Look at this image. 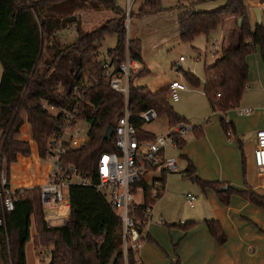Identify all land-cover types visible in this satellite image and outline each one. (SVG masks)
<instances>
[{
	"label": "trees",
	"instance_id": "16d2710c",
	"mask_svg": "<svg viewBox=\"0 0 264 264\" xmlns=\"http://www.w3.org/2000/svg\"><path fill=\"white\" fill-rule=\"evenodd\" d=\"M205 0H199L203 2ZM219 10L195 12L180 10L178 18L180 40L191 44L199 36H210L223 29L226 22L234 20L235 31L216 53L211 66H205L204 95L214 113L220 116V125L231 138L234 125L227 121V114L240 107L249 85L247 58L258 50L264 64V24L252 26L249 10L264 6V0H225ZM107 10L116 18L85 32L79 25L75 41L63 46L60 37L64 30L77 24L75 13L81 9ZM161 0H144L140 13L149 15L159 12ZM243 24L239 26V20ZM126 12L119 0H0V173L4 164L9 174L10 167L19 156L30 157V143L21 140L25 120L31 127L32 141L38 146L41 160L46 161L50 152V140L59 136L67 127L64 114L53 116L43 110V104L65 111L74 117V123L89 124L88 142L80 149L66 145L60 164L74 166L85 178L97 183V165L102 154L116 152L114 139L104 140L109 127L117 126L124 113V99L109 86L104 63L115 68L123 61L127 49L125 36ZM109 34H117L118 43L114 50L100 60L101 44ZM132 55L139 57L140 41L130 40ZM183 73L187 83L199 88L200 80L191 72ZM79 94H75V90ZM220 96V97H218ZM170 90L153 93L146 87H132L130 111L134 114L149 109L158 112L159 117L168 119L171 128L184 123L169 104ZM144 141L154 136L143 130V123L133 121ZM201 127H193L197 137H202ZM175 137L177 148L183 150L187 142ZM243 155V144L238 140ZM244 158V159H243ZM187 177L195 178L194 166L189 163ZM167 173L161 175L166 189ZM205 188L215 190L224 205L229 204L232 195H240L253 205L264 209V197L253 191H238L224 184L203 183ZM143 194V202H134V215L144 222V212L155 206L164 193L155 201L148 185L140 181L134 187V194ZM70 215L66 223L51 227L47 223L41 203V190H22L20 200L12 213L7 215V235L0 236V264H28L26 246L33 242L36 251L50 249V264H137V254L130 252L125 260L122 251V225L104 196L95 188L71 187L69 191ZM165 224V223H164ZM212 237L219 245L227 242L221 225L207 221ZM184 225V226H183ZM194 224H182L185 231ZM33 227L35 233L32 234ZM144 241L148 235L141 227ZM172 264H182L179 258Z\"/></svg>",
	"mask_w": 264,
	"mask_h": 264
},
{
	"label": "crops",
	"instance_id": "0c3cea01",
	"mask_svg": "<svg viewBox=\"0 0 264 264\" xmlns=\"http://www.w3.org/2000/svg\"><path fill=\"white\" fill-rule=\"evenodd\" d=\"M250 10V21L255 26L258 21L253 9ZM260 12L264 24V6L260 7ZM235 29L234 20L226 22L222 29L224 45H227L226 41ZM246 62L249 68L248 88L240 107L228 112L226 117L234 125L233 136L229 138L226 135L220 125L219 114L213 112L217 114L215 120L209 119L201 127L202 137L192 133L193 139L189 145L186 144L182 154L187 163L186 170L191 163L195 178L200 182L224 184V192L232 188L253 191L264 197V170L257 168L254 159L256 134L264 130V64L260 51L255 59L248 57ZM2 73L0 64V81ZM243 110H251L252 113L245 116ZM238 140L243 144L245 165ZM28 143L31 144L30 141ZM31 148L30 157L19 156L10 167V183L16 190L41 188L48 182L51 164L41 160L37 145ZM186 178H190L194 186L188 188L185 180L179 178L169 181L167 175L165 193L156 201L155 205L159 202V206L157 211L154 206V220L146 228L148 237L138 256L140 264H172L177 257L182 264H264V209L240 195H232L229 204L224 205L215 190L203 187L194 177ZM190 190L195 191V195ZM185 193L196 197L192 209H197V212L184 214L187 213L188 204ZM178 202L180 206L175 205ZM176 208L184 216L179 221ZM207 221H216L221 225L227 238L224 245H219L212 237ZM183 223L194 225L185 231ZM38 252L50 255L51 250Z\"/></svg>",
	"mask_w": 264,
	"mask_h": 264
},
{
	"label": "built area",
	"instance_id": "2783aa9c",
	"mask_svg": "<svg viewBox=\"0 0 264 264\" xmlns=\"http://www.w3.org/2000/svg\"><path fill=\"white\" fill-rule=\"evenodd\" d=\"M135 0H126V18L131 17V7ZM127 22V21H125ZM126 28V24H125ZM215 46V56L220 50ZM180 63L186 60L180 58ZM103 68L107 71L109 86L111 90L124 99V113L117 126L114 128L113 138L116 152L102 154L97 165V183L92 179L85 178L74 166L63 167L60 164L66 145L72 149H80L88 142L80 132H76L78 124L74 123V117L68 112H61L51 107L48 103L43 104V110H59L64 114L67 127L59 136L50 140V152L46 161L51 164V172L48 182L41 190V203L44 209L52 212L47 221L48 225L64 221L60 212L70 209L69 191L71 187H86L97 189L105 198L106 202L120 220L122 225V251L127 261L130 252L137 254V264H140L138 256L144 246V235L141 227L145 229L154 218V206L148 207L144 212V222L138 220L134 215L135 194L134 187L140 181L147 183L152 198L156 201L158 196L164 193V186L161 177H155L152 181L143 179L146 174L162 175L163 173H176L178 161L167 159L166 152L169 148H177L176 137L185 139V136L193 131V127L187 124H180L174 129V133L163 136H154L153 140L144 141L140 138L139 131L133 121H139L145 125L156 122L160 117L156 110L149 109L139 114L130 111V94L132 80L139 72L137 61L129 49V42L123 61L115 68L109 61L104 63ZM179 73V71H177ZM170 99L177 103L180 100L179 94L187 92L188 89L181 82L175 81L169 87ZM79 94V90H75ZM220 97V96H218ZM251 110H243L245 116L251 115ZM255 164L258 169L264 170V130L256 134V147L254 150ZM5 165V164H4ZM12 187L7 169L0 173V236L7 235V215L12 213L20 200V192ZM187 202L194 208L196 197L187 195ZM56 212V213H54ZM63 224V225H64ZM164 225V222H161ZM128 264V263H126Z\"/></svg>",
	"mask_w": 264,
	"mask_h": 264
},
{
	"label": "rangeland",
	"instance_id": "374dc122",
	"mask_svg": "<svg viewBox=\"0 0 264 264\" xmlns=\"http://www.w3.org/2000/svg\"><path fill=\"white\" fill-rule=\"evenodd\" d=\"M144 0H135L131 7V17L128 20L126 18V43L130 40L140 41L141 50L139 57L137 55V75L132 80V87H146L153 93L160 92L167 87L173 81L181 82L188 89L187 92L179 94L180 100L175 103L169 98V104L173 108L174 112L185 120V124L191 127H203L207 120L216 118L217 114H213V110L209 105L204 94L205 84V66L213 65L215 61V46L223 47L222 32L219 28L210 34V36H199L193 43H183L180 40L179 22L178 18L180 10L190 9L195 12H213L221 9L226 4L225 0H205L199 2V0H161V8L159 12L143 15L140 13V8L143 5ZM119 5L122 9H126V0H119ZM251 11V10H250ZM77 24L72 25L64 30L63 35L60 37L63 46H67L73 43L77 37L78 23L85 32H91L107 23L109 20L116 18V14L107 10H94V9H81L75 13ZM227 42V41H226ZM118 36L117 34H109L102 42L100 49V60L106 58L109 51L114 50L117 47ZM228 45V44H227ZM259 52V50H258ZM184 58L186 63L181 64L180 58ZM250 58H256V53L249 56ZM182 66L185 73H192L200 80V87H192L185 80L182 72H177L179 66ZM51 115L59 116L61 112L59 110L50 111ZM22 117L25 120V125L22 128L21 140L24 142H31V147H36V143L32 141L31 127L27 123V115L22 113ZM203 122L200 123V121ZM90 126L85 122L78 124L76 132L84 137H88ZM144 129L153 135L168 136L174 133V129L169 125L168 119L160 117L156 122L144 126ZM193 132H189L186 136V142L189 145L193 139ZM191 134V135H190ZM187 145V146H188ZM38 148V146H37ZM167 159H174L178 161V170L176 173L168 174L169 181L174 178L185 180V184L188 188L194 186L191 180L186 178V161L183 159L182 150L178 148H169L166 152ZM7 169V166L4 165ZM158 175L146 174L143 179L146 181H152ZM168 186V184H167ZM197 190V189H196ZM192 191V190H190ZM195 195V191H192ZM191 194V195H193ZM187 193H185V196ZM193 195V196H194ZM135 201L137 204L143 202V194L139 191ZM181 202V201H180ZM175 205L180 206L181 203ZM187 213L197 212V209H192L186 203ZM159 206V202L155 205V211ZM43 208V206H42ZM44 210V209H43ZM56 213V212H54ZM177 221L180 220L179 208L175 210ZM46 219L49 221L52 212L45 211ZM70 215V209H66L60 212V216L63 219H68ZM154 220V219H153ZM170 222V221H169ZM151 223V222H150ZM64 221L54 223L55 226H61ZM184 224V223H183ZM35 233V227H33L32 234ZM146 241L144 242L145 245ZM44 251V250H43ZM26 256L28 264H50L51 257L49 254H43L36 251L33 242H30L26 246Z\"/></svg>",
	"mask_w": 264,
	"mask_h": 264
},
{
	"label": "water",
	"instance_id": "95a60500",
	"mask_svg": "<svg viewBox=\"0 0 264 264\" xmlns=\"http://www.w3.org/2000/svg\"><path fill=\"white\" fill-rule=\"evenodd\" d=\"M253 13L256 15L258 23L262 24L260 8L253 9ZM242 24H243V19H240L239 26L241 27ZM179 67L182 68V66H179ZM113 135H114V129L112 127H109L105 133L104 140H107V141L112 140Z\"/></svg>",
	"mask_w": 264,
	"mask_h": 264
}]
</instances>
